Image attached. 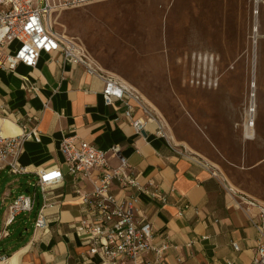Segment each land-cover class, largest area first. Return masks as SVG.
Wrapping results in <instances>:
<instances>
[{"label": "crops", "instance_id": "obj_1", "mask_svg": "<svg viewBox=\"0 0 264 264\" xmlns=\"http://www.w3.org/2000/svg\"><path fill=\"white\" fill-rule=\"evenodd\" d=\"M29 84L38 91H31ZM102 90L98 78L88 75L83 66L65 61L59 53L42 54L35 69L18 65L13 73L0 71L1 134L17 136L34 126L40 133L39 141L29 139L23 144L18 157L23 174L0 172V181L6 184L2 204L11 203L18 191L28 190L32 181L33 191L21 195L36 193L31 216L20 214L14 221L24 226L15 241L28 238L19 246L8 243L17 233L9 230L13 223L8 236L0 240V255L8 258L4 264H102L99 255L89 254L85 235L76 229L82 205L60 150L62 138L73 134L99 150L113 145L121 148L142 189L123 190L114 184L112 192L119 200L128 196L137 199L136 218L150 223L153 244L166 242L169 246L163 264H251L260 235L249 219L260 222L264 192L245 189L230 193L220 165L210 164L220 173V177L212 176L206 161L179 154L180 149L155 135L153 125L137 135L121 118L122 106L104 105ZM107 160L111 168L118 165L111 155ZM56 168L61 170L63 182L49 195L53 206L45 210L46 228L37 230L34 222L43 199L34 186L35 173ZM251 169L258 170L264 184V159ZM150 183L164 197L163 202L151 195L154 188ZM78 186L91 191L86 181ZM241 194L256 207L241 202ZM147 257L153 259L152 253Z\"/></svg>", "mask_w": 264, "mask_h": 264}, {"label": "rangeland", "instance_id": "obj_2", "mask_svg": "<svg viewBox=\"0 0 264 264\" xmlns=\"http://www.w3.org/2000/svg\"><path fill=\"white\" fill-rule=\"evenodd\" d=\"M48 20L54 32L73 38L104 71L133 87L163 117L174 143L220 165L235 190L264 192L251 169L264 159V4L257 10L254 0H105L53 12ZM199 55L213 57L217 87L190 85L191 74L209 73ZM250 83L255 138L246 140ZM33 182L17 196L32 192ZM5 186L0 181V197ZM8 204L0 201V229ZM16 223L8 243L19 246L28 235L16 242L24 228Z\"/></svg>", "mask_w": 264, "mask_h": 264}, {"label": "built area", "instance_id": "obj_3", "mask_svg": "<svg viewBox=\"0 0 264 264\" xmlns=\"http://www.w3.org/2000/svg\"><path fill=\"white\" fill-rule=\"evenodd\" d=\"M103 1L105 0H0V71L13 73L18 65L35 69L42 54L59 53L65 61L83 66L88 75L103 83L101 97L104 105L122 106L124 110L121 118L137 135L147 125H153L155 135L170 147L180 149L179 154L196 157L183 145L174 143L163 117L133 87L104 71L73 38L53 31L48 20L51 13ZM254 1L257 10L260 4H264V0ZM198 57L205 67H209V73L191 74L190 85L208 89L217 87L219 77L213 66V57ZM213 70L215 75L212 74ZM251 86L252 83V90ZM28 88L33 92L38 91L30 84ZM254 97L251 92L243 110L244 132L245 129H254ZM136 112H139L137 117ZM29 139L39 141L37 126L11 137L0 132V172L6 170L14 175L25 172L18 164V157L24 142ZM60 150L67 174L75 181L74 192L81 201L82 214L76 229L85 235L89 254L99 255L102 264H163L169 246L166 242L153 244L150 223L136 218L137 199L128 196L119 200L112 192L114 184L123 190L142 189L121 148L113 145L107 150H99L73 134L62 138ZM108 155L117 160L116 167L109 166ZM205 165L212 176L220 177L217 169L208 163ZM35 174L34 186L41 192L43 203L36 214L34 226L37 230H43L47 226L45 210L53 206L49 202V195L52 189L62 184L63 174L57 168L48 171L39 169ZM85 181L91 185L90 192H85L78 186L79 182ZM150 186L154 188L151 195L163 202L164 197L152 183ZM228 189L232 194L237 193L229 185ZM35 197V192L32 195H20L7 205L0 240L8 236V228L18 215L33 211ZM241 199L249 207H256V203L245 195L241 194ZM259 217L260 222L249 219L260 235L251 264H264V207L259 208ZM232 247L238 250L236 244ZM148 253H152L153 259H148ZM7 259L0 255L1 262Z\"/></svg>", "mask_w": 264, "mask_h": 264}, {"label": "bare ground", "instance_id": "obj_4", "mask_svg": "<svg viewBox=\"0 0 264 264\" xmlns=\"http://www.w3.org/2000/svg\"><path fill=\"white\" fill-rule=\"evenodd\" d=\"M256 25V24H255ZM255 28H256V26H255ZM258 31V30H257ZM255 32V31H254ZM253 85H254V87H255V89H256V83H255V80L253 81ZM253 85H252V95L253 96H255V89H254V87H253ZM255 130L253 129V128H251V129H245V139L246 140H253L254 138H255ZM231 187V186H230ZM231 189H233L232 187H231ZM234 191H237V190H235V189H233ZM238 192V191H237ZM8 260V259H7ZM7 262V261H6ZM6 262H0V263H2V264H4V263H6Z\"/></svg>", "mask_w": 264, "mask_h": 264}]
</instances>
